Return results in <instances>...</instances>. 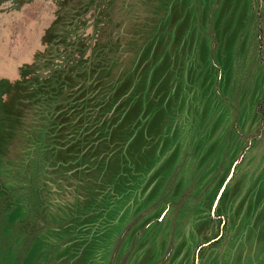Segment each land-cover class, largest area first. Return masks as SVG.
<instances>
[{
	"label": "rangeland",
	"instance_id": "rangeland-1",
	"mask_svg": "<svg viewBox=\"0 0 264 264\" xmlns=\"http://www.w3.org/2000/svg\"><path fill=\"white\" fill-rule=\"evenodd\" d=\"M0 264H264V0H0Z\"/></svg>",
	"mask_w": 264,
	"mask_h": 264
}]
</instances>
